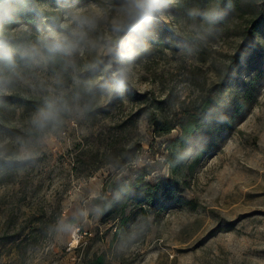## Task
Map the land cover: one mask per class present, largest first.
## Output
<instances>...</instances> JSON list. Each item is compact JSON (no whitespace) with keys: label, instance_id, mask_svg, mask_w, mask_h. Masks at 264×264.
<instances>
[{"label":"rangeland","instance_id":"1","mask_svg":"<svg viewBox=\"0 0 264 264\" xmlns=\"http://www.w3.org/2000/svg\"><path fill=\"white\" fill-rule=\"evenodd\" d=\"M240 2L226 16L216 0H171L126 88L112 97L84 90L88 80L111 78V71L88 70L94 56L87 50L39 65L18 61L12 85L0 93V264H91L99 256L104 264H264V39L239 66L233 62L263 3ZM37 3L32 22L3 25L14 44L70 34V12L98 8L111 17L121 0ZM89 35L108 38L107 24ZM252 78L244 98L243 82ZM213 96L219 117L244 108L179 192L196 208L128 204L102 220L92 200L113 195L111 182L141 168L154 169L146 179L166 176L167 143ZM46 101L62 109V123L40 128L34 117Z\"/></svg>","mask_w":264,"mask_h":264},{"label":"clouds","instance_id":"2","mask_svg":"<svg viewBox=\"0 0 264 264\" xmlns=\"http://www.w3.org/2000/svg\"><path fill=\"white\" fill-rule=\"evenodd\" d=\"M171 0H121L115 14L109 17L98 8L91 12L74 10L68 14L73 26L70 34L51 32L35 42L14 44L13 35L3 25L11 22L26 8V0H0V93H4L17 75L18 61L42 64L55 56L71 57L87 50L94 60L88 65L93 72L111 71L108 80H88L84 90L91 93L99 88L102 95L112 97L122 92L132 77L133 62L145 46L153 21L162 15ZM101 23L107 24L109 36L96 39L89 32ZM114 66V69H113ZM62 109L53 101H46L34 117V123L43 128L62 123Z\"/></svg>","mask_w":264,"mask_h":264},{"label":"trees","instance_id":"3","mask_svg":"<svg viewBox=\"0 0 264 264\" xmlns=\"http://www.w3.org/2000/svg\"><path fill=\"white\" fill-rule=\"evenodd\" d=\"M37 1L26 0V8L12 22L16 24L18 22H32L38 11ZM240 1L216 0L218 13L226 16L234 13L240 7ZM260 1L263 3L262 10L257 11L254 9L253 12L258 13L256 14L257 17H249L250 38L244 43L243 49L237 52L239 57L233 60L238 66L241 61L245 60L250 51H255L261 46L260 38L264 39V0ZM238 66L230 67V69L234 71ZM255 81L257 79L252 78L243 82L246 87L244 98L251 94V90L254 88L252 84ZM218 105L219 100L216 97H204L201 106L196 110V112H200V117H187L185 121L180 122V136L168 142L166 146L168 151L165 155V163L169 165L166 176L159 175L152 179H146V176L154 169L141 168L134 177H126L118 182H111L108 190L113 195L104 198H94L92 202L96 206L102 220L106 221L119 217L128 204L155 206L167 201L175 202L191 209L196 208L191 199L184 197L179 192L188 184L205 155L217 147L218 136L221 131L230 128L244 108V105L239 103L234 107L230 115L219 117L214 110ZM153 122L154 125L162 124L160 120L156 119ZM172 128L173 125L163 127V133H168ZM203 133H205L204 137L206 140L188 152L190 144L198 135ZM91 264H104V260L99 256L91 261Z\"/></svg>","mask_w":264,"mask_h":264}]
</instances>
